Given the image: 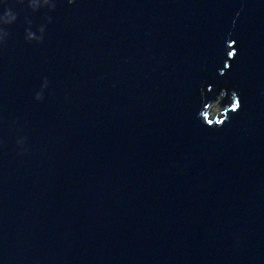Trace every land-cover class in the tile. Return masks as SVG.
<instances>
[{
	"label": "water",
	"instance_id": "95a60500",
	"mask_svg": "<svg viewBox=\"0 0 264 264\" xmlns=\"http://www.w3.org/2000/svg\"><path fill=\"white\" fill-rule=\"evenodd\" d=\"M52 2L0 26V264H264V0Z\"/></svg>",
	"mask_w": 264,
	"mask_h": 264
},
{
	"label": "clouds",
	"instance_id": "9594fccd",
	"mask_svg": "<svg viewBox=\"0 0 264 264\" xmlns=\"http://www.w3.org/2000/svg\"><path fill=\"white\" fill-rule=\"evenodd\" d=\"M6 2V0H0V5H3ZM69 3H72L73 0H68ZM44 6H47L49 10L53 9L55 7L54 2L52 0H29V7L32 10H36L37 8H43ZM16 16L8 9L5 8L2 13H0V26L2 25H8L15 21ZM40 33H43L44 29L41 27L38 29ZM7 32L3 31L2 28H0V42H3L4 38L7 36ZM41 36L34 35L31 31H25V39L27 41L36 40L37 42L41 39ZM48 86L47 80L42 81L41 89L40 91L36 92L34 99L39 101L42 99L41 93L43 92L44 88ZM17 145H21L23 143V139L17 140Z\"/></svg>",
	"mask_w": 264,
	"mask_h": 264
},
{
	"label": "snow or ice",
	"instance_id": "6c2138e0",
	"mask_svg": "<svg viewBox=\"0 0 264 264\" xmlns=\"http://www.w3.org/2000/svg\"><path fill=\"white\" fill-rule=\"evenodd\" d=\"M19 3H25V0H18ZM5 5H6V2L3 4V5H0L3 7V10L5 9ZM26 6L28 8L29 7V0H26ZM2 10V12H3ZM0 12V13H2ZM237 41L234 40V39H229L228 41H226V45H227V57L229 58L228 60H225L224 63H223V69L220 71V75L223 76L225 75V71L224 70H227L229 69L232 65L230 63V61H234L235 60V57L237 55V50L235 48V45H236ZM233 100H232V107H231V110L233 112L237 111L239 109V107L241 106L240 103H238V100H237V96L236 94H233L232 96ZM227 111V109H226ZM208 125H211L213 122L212 121H207L206 122ZM217 125H220L222 123V121H216L215 122Z\"/></svg>",
	"mask_w": 264,
	"mask_h": 264
},
{
	"label": "rangeland",
	"instance_id": "374dc122",
	"mask_svg": "<svg viewBox=\"0 0 264 264\" xmlns=\"http://www.w3.org/2000/svg\"><path fill=\"white\" fill-rule=\"evenodd\" d=\"M223 109V106L219 103V101H214L210 105V113L209 117H219L221 115V111Z\"/></svg>",
	"mask_w": 264,
	"mask_h": 264
}]
</instances>
